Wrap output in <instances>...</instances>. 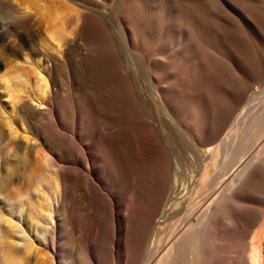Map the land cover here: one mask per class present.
<instances>
[{
    "label": "bare ground",
    "instance_id": "1",
    "mask_svg": "<svg viewBox=\"0 0 264 264\" xmlns=\"http://www.w3.org/2000/svg\"><path fill=\"white\" fill-rule=\"evenodd\" d=\"M48 1V31L0 20L49 83L2 101L26 147L7 122L0 154L27 167L0 182V264H264V201L243 205L264 197V0H119L115 23V0ZM81 101L104 107L87 132Z\"/></svg>",
    "mask_w": 264,
    "mask_h": 264
},
{
    "label": "rangeland",
    "instance_id": "2",
    "mask_svg": "<svg viewBox=\"0 0 264 264\" xmlns=\"http://www.w3.org/2000/svg\"><path fill=\"white\" fill-rule=\"evenodd\" d=\"M46 3H47V5H46ZM24 7H26V9L28 8L27 10H30V12L34 14V19L37 21V24H41L42 28L40 27V25H38V31L42 33L44 31L42 29H44V28H45V30L48 31V28L51 25L49 26V24L46 22V19H48V21L51 19V21H52V18H53L52 15H54V10L56 8L55 4L53 5V3H50L48 0H0V20L6 24L8 23V25L12 23V25L14 26L15 23H13L14 21L12 20V17H13L12 14L14 13V10H16L17 8H24ZM119 9H120L119 8V0H115L113 2L112 6L110 7V16H111V19L114 21V23L116 22V17L119 14ZM46 26L48 27L47 29H46ZM5 29H6V32H5ZM0 30H4V31H0V33L3 34V35L0 34V60H1V62L3 61V63L0 62V129H1L0 130V137H1L0 140L2 142L6 137H8L9 129L5 125L7 122H11L12 124H14V126L17 129L16 130L17 132L14 133L15 143H19L21 146L26 147V143L21 136L22 135L21 130H22V128L23 129L25 128V122L22 121V119L20 118L21 115L18 113V109H17L18 107L17 106L13 107L12 104L9 103V101L5 104L2 103V101H4L6 99L7 94H10L11 96L14 94L16 95V93H14V91H19V90L23 91L25 87L27 88V89H25L26 92L28 91L27 94H29L30 97L34 96L33 98H36V94H38L37 96H40L41 95L40 92L45 91L47 86H49V83H48V81L44 80L45 79L44 77H42V79H41V76H43V75H40V73L37 72V70L34 68V66H28V64L23 63L22 62L23 57L18 58V57H15L14 55L12 56V54H14V53H11V52L12 51L14 52L13 48L14 47L17 48V44L19 42V38H18L19 31L17 29H14V28L12 29V27H7L4 29L0 28ZM259 34H260L261 42L264 43V29L263 28H261ZM21 66H22V68L27 67V70L29 69L31 71L30 72L28 70V72H30V73H28V76H26L27 72L25 73V71H27V70H24L26 68L22 69V68H20ZM39 76H40V78H39ZM26 79L28 80V82H25ZM40 80L42 83L39 82ZM43 80H44V82H43ZM38 84H41V85L44 84L43 86L45 88H42L43 86H41V85H40L41 87L38 86ZM24 85H25V87H24ZM263 86L264 85H261V87H263ZM37 87H40V88H37ZM41 89H43V90H41ZM38 90H39V92H38ZM260 100L264 101V93L260 96ZM68 103L69 102L66 101V99H63L61 97L56 99L54 104L58 107V113H57V115L55 114L52 117L54 122H58V125L60 124V120L62 121L63 128L65 130L61 129V131L64 134H68V132L66 130L68 129L69 124H70L71 109H70V104H68ZM119 105L122 106V102L119 103ZM97 108H98V110L92 111V110H90V106L87 104V102L81 101L80 113H81V117H82L83 123H84L83 129H82L83 132L90 131L92 129L93 124L99 119V117L101 118L102 115L104 114V107L103 106H97ZM59 112L61 115L59 114ZM122 113L123 112H120L117 116L121 115ZM118 119H121V117ZM1 124H4V125L1 126ZM3 135L5 137H3ZM32 141L33 142H30V144L32 146H29L28 151H27L29 153V157L32 156L31 159L35 156L34 155L35 154L34 152H36L35 146H37V142L34 140H32ZM22 153H23V151H22ZM22 153H21V155H22ZM0 155H1L0 156V182L5 181L7 179V176L11 173V171L14 174H20L21 172L23 173L25 171V169H26L25 167H27L25 165L26 161L23 160L21 162V159L18 155H15L13 153L9 154V155L6 153L4 155L3 154H0ZM14 155L16 157H14ZM8 156H10L9 160H8V158H6ZM22 167H24V168H22ZM14 180L12 181V187H19L22 183L21 182L22 180L19 178H16V177ZM18 181H20V182H18ZM258 193L259 192L253 193L254 194V195H252L254 197L253 202H248L245 204L243 203V205L246 206V209H248V208L250 209V210L248 209L245 211L246 214L248 213L247 216H250V215L256 214V213L258 214L262 210L261 203H263L264 197H262L261 193H260V195H261V197H260ZM35 197H36V195H34V198ZM25 208L27 209V207L25 206L22 209V211L17 210V212L15 211L13 213V215H15L17 217L19 216V218L21 220V221L20 220L19 221L23 222L24 224H26V222L29 220V215L27 216V214H29V213L26 214ZM20 212H23V213H20ZM27 212H28V210H27ZM15 220H16V218H15ZM24 224L22 226H23V228H26V226ZM6 226L7 225L5 224L4 227H6ZM6 228L8 229V226ZM31 234H32L33 238L35 236H37V234H35V233H31ZM20 243H19V245H20Z\"/></svg>",
    "mask_w": 264,
    "mask_h": 264
}]
</instances>
